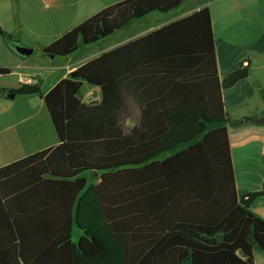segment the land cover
Listing matches in <instances>:
<instances>
[{
  "label": "trees",
  "instance_id": "16d2710c",
  "mask_svg": "<svg viewBox=\"0 0 264 264\" xmlns=\"http://www.w3.org/2000/svg\"><path fill=\"white\" fill-rule=\"evenodd\" d=\"M186 1L124 0L41 52L68 57ZM249 70L218 79L207 8L73 70L43 97L58 145L0 168V264H158L172 248L175 264H253L264 220L238 201L228 138L251 115L228 119L222 101Z\"/></svg>",
  "mask_w": 264,
  "mask_h": 264
},
{
  "label": "crops",
  "instance_id": "0c3cea01",
  "mask_svg": "<svg viewBox=\"0 0 264 264\" xmlns=\"http://www.w3.org/2000/svg\"><path fill=\"white\" fill-rule=\"evenodd\" d=\"M122 1L0 0V31L9 36L15 45L22 43L21 46L33 52H41L64 33L104 8ZM193 2L194 6L184 7ZM203 8L210 12L218 79H226L238 69L239 63L250 61L248 76L222 92L225 117L238 119L258 116H250V120L264 116V0H188L168 13L179 11L169 22L159 26L150 25L139 31L136 28L130 37L118 39L77 60L65 58L66 63L61 65L55 63V58L50 59L46 55L41 64L30 61L33 52L28 57H22L0 36V69L9 71L7 75L0 76V168L58 145L43 97L73 70L105 52ZM45 13L48 14V20L44 18ZM162 15L166 14L155 13L141 20L150 18L149 21L154 23V16ZM258 19H261L259 26L255 22ZM41 22L47 23L45 31L28 28V24L31 26ZM24 75H36V83H39L42 95L15 96L9 99L7 96L10 91L29 85L20 84L19 78ZM86 86L87 90L83 94L92 90L99 96L97 88ZM249 120L228 130L229 148L238 201L264 220V125ZM96 176V181L92 182L94 185L100 182L99 174ZM74 236H80L76 227ZM179 252L178 248H172L162 256L158 264H175ZM252 257L253 264H264V252L254 249Z\"/></svg>",
  "mask_w": 264,
  "mask_h": 264
},
{
  "label": "rangeland",
  "instance_id": "374dc122",
  "mask_svg": "<svg viewBox=\"0 0 264 264\" xmlns=\"http://www.w3.org/2000/svg\"><path fill=\"white\" fill-rule=\"evenodd\" d=\"M194 5H195V2H193L192 4H187L184 7H191V6H194ZM182 9H184V8H182ZM178 13H179V11L178 12L171 13V14L162 15V16H154V17H156L155 18V21L156 22H154V23L151 22V21H149L150 18H148L147 20L145 19V20L133 22L126 30L121 31L118 34L115 33V35H113V36H111L109 38L100 40L96 44L89 45V46H84V45H81L80 44L78 50L75 53H73L72 55H70L68 57H65V58H69L70 61L77 60L78 58H83V57H85L87 55H90L91 53H94V52L102 49L103 47H107V46L115 43L118 39H121L123 37H125V38L126 37H130L132 35V33H134L136 31V28H138V31H139V30L146 29L150 25L153 26L155 24L156 26H159L160 24H165V22H169L170 20H172V18L175 15H177ZM47 15H48L47 13L44 14L45 20H48L47 19L48 18ZM260 20L261 19H258L257 21H255L257 26H259ZM46 24L47 23H45V22H41V23H39L37 25L31 24V26L28 24V26H29L28 28L29 29L31 28V30H38L39 31V30L42 29V31L43 30L45 31L46 30ZM51 24L56 25L55 23H52V22H51ZM152 28L153 27H151V29ZM255 31H256V27L254 25L253 32H255ZM21 33L23 34V32H21ZM21 44L22 43H20V45ZM43 56H45V55H43L40 51L35 50L33 52L32 56H31V60L30 61H33L34 60L38 64H41V63H43L42 61H44L46 59ZM65 58H55V63L56 64H60V65L61 64H64V63H66ZM86 90H87V86L86 85H83L82 88H81V90H80V95H82ZM99 99H100V95L98 97V100ZM85 176H88L87 179H88V181L90 183H92L93 181H96V177H97L96 174H87ZM73 238H75V236Z\"/></svg>",
  "mask_w": 264,
  "mask_h": 264
},
{
  "label": "built area",
  "instance_id": "2783aa9c",
  "mask_svg": "<svg viewBox=\"0 0 264 264\" xmlns=\"http://www.w3.org/2000/svg\"><path fill=\"white\" fill-rule=\"evenodd\" d=\"M36 75H24V76H20L19 78V82L20 84H29V85H33L36 84ZM99 97V96H98ZM98 97L96 95V92L89 90L87 93L83 94V97H81V102L84 104H90V103H94V102H98Z\"/></svg>",
  "mask_w": 264,
  "mask_h": 264
},
{
  "label": "water",
  "instance_id": "95a60500",
  "mask_svg": "<svg viewBox=\"0 0 264 264\" xmlns=\"http://www.w3.org/2000/svg\"><path fill=\"white\" fill-rule=\"evenodd\" d=\"M14 50L15 52L22 56V57H28L29 55L32 54V49L30 48H27V47H23L21 45H14ZM50 59H53L54 57L53 56H48ZM9 99H14V95H8L7 96ZM251 123H254V124H257V125H264V116H262L261 118L259 119H250L249 120Z\"/></svg>",
  "mask_w": 264,
  "mask_h": 264
}]
</instances>
